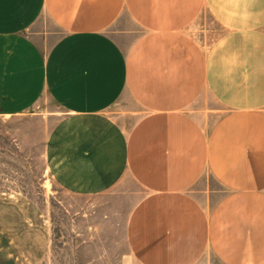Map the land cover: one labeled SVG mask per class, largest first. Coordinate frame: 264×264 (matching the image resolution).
<instances>
[{
  "label": "crops",
  "instance_id": "crops-1",
  "mask_svg": "<svg viewBox=\"0 0 264 264\" xmlns=\"http://www.w3.org/2000/svg\"><path fill=\"white\" fill-rule=\"evenodd\" d=\"M120 101L143 111L130 129ZM45 102L63 112L44 150L59 186L144 191L140 264H264V0H0V116Z\"/></svg>",
  "mask_w": 264,
  "mask_h": 264
},
{
  "label": "rangeland",
  "instance_id": "rangeland-1",
  "mask_svg": "<svg viewBox=\"0 0 264 264\" xmlns=\"http://www.w3.org/2000/svg\"><path fill=\"white\" fill-rule=\"evenodd\" d=\"M192 28L202 42L217 33L209 17ZM138 36L132 26L122 41L130 45ZM111 111L126 129L143 114L131 101ZM62 113L45 102L22 116H0V264H140L126 237L130 212L144 195L135 181L126 176L91 196L67 192L54 181L44 150Z\"/></svg>",
  "mask_w": 264,
  "mask_h": 264
}]
</instances>
